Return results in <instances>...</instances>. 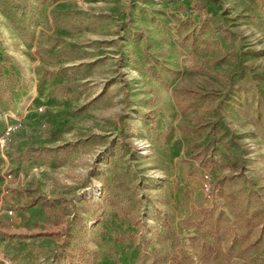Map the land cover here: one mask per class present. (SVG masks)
<instances>
[{"label": "rangeland", "instance_id": "obj_1", "mask_svg": "<svg viewBox=\"0 0 264 264\" xmlns=\"http://www.w3.org/2000/svg\"><path fill=\"white\" fill-rule=\"evenodd\" d=\"M204 1L0 0V264H264V0Z\"/></svg>", "mask_w": 264, "mask_h": 264}, {"label": "trees", "instance_id": "obj_2", "mask_svg": "<svg viewBox=\"0 0 264 264\" xmlns=\"http://www.w3.org/2000/svg\"><path fill=\"white\" fill-rule=\"evenodd\" d=\"M203 1H204V0H203ZM204 2H205V1H204ZM219 228H220V227H219L218 225H216V224L211 225L210 228H209V232H210L211 236H212L217 242H219L220 236H221L222 234L225 233V232H224V233L220 232V229H219ZM207 246H209L210 248H214V245L211 244V243H208ZM214 255H216V253H215Z\"/></svg>", "mask_w": 264, "mask_h": 264}, {"label": "crops", "instance_id": "obj_3", "mask_svg": "<svg viewBox=\"0 0 264 264\" xmlns=\"http://www.w3.org/2000/svg\"><path fill=\"white\" fill-rule=\"evenodd\" d=\"M2 179L0 178V181H1ZM0 184H3V183H0ZM0 188H1V185H0Z\"/></svg>", "mask_w": 264, "mask_h": 264}]
</instances>
